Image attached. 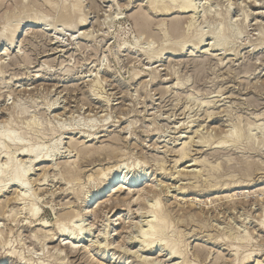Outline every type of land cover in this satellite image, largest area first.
<instances>
[{"label":"rangeland","instance_id":"rangeland-1","mask_svg":"<svg viewBox=\"0 0 264 264\" xmlns=\"http://www.w3.org/2000/svg\"><path fill=\"white\" fill-rule=\"evenodd\" d=\"M147 1L80 0L85 24L74 30L57 24L74 0H0V31L33 13L41 21L12 46L0 39V135L22 149L61 140L57 158L34 167L24 200L15 187L0 193V264H179L165 243L138 244L155 196L169 213L164 237L189 263L251 255L244 264H264V0H191L195 11L167 15ZM1 149L12 156L2 175L29 166L15 147ZM124 164L115 176L144 177L91 199L107 181L100 173ZM93 203L94 214L72 219ZM59 224L89 232L92 258L72 252Z\"/></svg>","mask_w":264,"mask_h":264},{"label":"bare ground","instance_id":"bare-ground-1","mask_svg":"<svg viewBox=\"0 0 264 264\" xmlns=\"http://www.w3.org/2000/svg\"><path fill=\"white\" fill-rule=\"evenodd\" d=\"M47 1V0H46ZM68 1V0H65V2ZM190 1L191 0H148L147 3V9H150V8H156V9H153V11L155 10H158V13L160 14H164V15H167V14H170V13H180V14H184V13H187L188 11H191L194 9V5L192 6V4H190ZM193 1V0H192ZM207 1V0H206ZM63 2V1H62ZM64 2V4H65ZM71 2V1H70ZM208 2V1H207ZM46 3V2H45ZM146 3V4H147ZM47 5H49L47 3ZM71 7V11H65L64 13H61L59 14L57 17L59 20V22H57V24H61L63 23L64 26H67V27H73L74 28H77V27H74V26H77L78 24H82L83 22L80 21V19L82 18V10H81V2L80 0H74V2H72V4L70 5ZM63 8V7H62ZM65 8V7H64ZM83 8V6H82ZM151 10V9H150ZM63 11V10H62ZM152 11V10H151ZM195 11V10H193ZM16 12V11H15ZM33 12V11H32ZM157 12V11H156ZM40 13V12H39ZM31 14V13H30ZM34 14V13H33ZM31 14L30 16H24V18L20 19L19 17V21L17 19V23H15L16 25L8 32V30L6 31V26L5 25V28H3L2 31H0V39L1 41L3 40V42L5 43H10V45L12 46L14 44V41L18 38L19 34L21 33V31L23 32L24 30L28 29V30H33L35 28L38 27V24L40 20H38V17L37 15L39 16L40 14ZM22 15V14H21ZM33 15V16H32ZM163 15V16H164ZM84 16V15H83ZM10 17V16H9ZM22 17V16H20ZM138 18H135V23L138 25V26H146V23L147 22V19L145 16H137ZM190 17V16H189ZM84 18V17H83ZM57 20V19H56ZM84 20V19H83ZM141 21V24L140 22L138 23V21ZM178 20V19H177ZM177 20H174L172 22V28L173 29H176L177 25H178V22ZM54 21V20H53ZM63 21V22H62ZM80 21V22H79ZM38 22V24H37ZM41 22V21H40ZM61 22V23H60ZM189 22V21H188ZM192 22V20H191ZM56 23V21L54 22ZM9 24V23H8ZM85 24V23H83ZM2 25V24H1ZM49 25V24H48ZM52 25V24H51ZM47 26V25H46ZM50 26V25H49ZM9 27V26H8ZM48 27V26H47ZM10 28V27H9ZM171 28V26H170ZM47 30V29H46ZM76 30V29H74ZM72 31V30H71ZM174 31V30H173ZM221 31V30H220ZM220 31L218 32H213L212 33V36L214 37L215 40H220L222 39L225 35L221 34ZM228 31V30H227ZM8 32V33H7ZM211 32V31H210ZM224 33V32H223ZM229 33V32H228ZM222 35V36H221ZM86 36V35H85ZM83 37V36H82ZM226 38V37H225ZM5 40V41H4ZM200 40V39H199ZM223 40V39H222ZM225 40V39H224ZM219 42V41H218ZM20 44V43H19ZM196 44V43H195ZM9 45V46H10ZM170 46V45H169ZM167 46V48L165 50H172L174 46ZM8 47V46H7ZM7 53V50H4V52H2V54H6ZM149 56V55H148ZM20 110V109H19ZM32 120V119H31ZM6 122V121H5ZM91 125V124H89ZM11 127V126H10ZM95 127V126H94ZM93 127V128H94ZM92 128V125L91 127ZM89 128V129H90ZM64 129V128H63ZM61 130V129H60ZM242 132V131H241ZM9 133V132H8ZM7 133L6 135V132H5V135H0V149L3 147L5 148V146H9V148L11 147H15V149H18L19 151V156H22V157H27L29 158L28 160V167L27 168H24L21 170L20 168H18L17 166H10L9 164V168L6 167V169L8 168V170L4 173V175H1L3 176L1 179H0V193H3L5 190H7V188L9 189L10 187H15L17 188L16 190L18 191L17 192V195L15 197V200H17V202L20 200H24V198L26 197L25 195L22 196V194H20L22 191H27V185L29 182V177L31 175V172L33 171L34 167L36 165H38L39 163H43V162H50V160H52V158H57V156L59 155V145L61 143V140H57L56 142H54L52 145H49L48 147H46V149H44V147L42 145H37V146H32V148H28L26 147L25 149H22V146L19 147L18 145V142L14 136H12L10 133V135ZM12 133V132H11ZM14 133V132H13ZM231 135L233 136V139L230 140L232 144H236L238 143L239 139L240 138V135L241 133H239L238 130H235L233 133L230 132ZM34 134V133H33ZM221 134V133H220ZM15 135V134H14ZM229 135V134H228ZM18 136V135H17ZM33 136V135H32ZM32 136H30L32 138ZM242 136V135H241ZM83 137V136H82ZM89 137V136H88ZM264 137V136H263ZM21 139V138H20ZM19 139V140H20ZM60 139V138H59ZM94 138H92L91 140H93ZM246 139V138H245ZM22 140V139H21ZM28 140V139H27ZM90 140V141H91ZM227 140V139H226ZM24 141V140H23ZM29 141V140H28ZM206 141V140H205ZM21 142V141H20ZM19 142V144H20ZM25 143V142H24ZM28 143V142H27ZM225 143H227L225 140L224 141H221L218 143V147L220 148V146L222 147H225ZM230 143V142H229ZM240 143V141H239ZM228 144V143H227ZM5 145V146H4ZM239 145V144H238ZM61 146V145H60ZM186 146V145H184ZM229 146V145H228ZM232 146V145H231ZM237 146V145H236ZM31 147V146H30ZM2 148V149H3ZM7 148V147H6ZM78 148V147H77ZM1 149V150H2ZM182 149V148H181ZM184 150V149H183ZM182 150V151H183ZM78 151V150H76ZM181 152V150L179 151ZM184 152V151H183ZM181 153V157H179V159L181 158V160H183L184 158H186L185 153ZM0 161L2 160V162L4 161L6 164L10 162V160L12 159V156L10 154V149H4V151H2V153H0ZM180 155V154H179ZM50 159V160H49ZM26 160V159H25ZM180 160V161H181ZM9 161V162H8ZM12 163V162H11ZM23 163V162H22ZM13 165V164H12ZM129 166V164H128ZM127 165H121L120 167L116 168L115 170H110V169H107L106 171L104 172H101L98 179L100 181L104 180V179H107V181L105 182V184L102 186V190L99 191V192H96L94 194V196H90L91 199L93 198H96L97 196H101L102 194L104 193H108V192H111L112 194H117L119 192H121L122 190H128L130 189V184L131 182H136V179H139V178H142L144 177L142 175H140V173H124L122 174V176H115V173H116V170H119V168H123V167H128ZM136 166V165H134ZM5 170V169H4ZM129 170V169H128ZM191 172V171H190ZM250 172V171H249ZM68 174V172H67ZM147 174V173H146ZM148 188V187H147ZM153 187L150 186L149 184V191L150 190H153L152 189ZM100 189V188H99ZM146 190V189H145ZM21 191V192H20ZM143 191V190H142ZM148 191V192H149ZM141 192V191H140ZM146 192V191H145ZM147 192V193H148ZM168 193V192H167ZM29 194V193H28ZM35 197V196H34ZM135 197V196H134ZM137 197V195H136ZM140 197V196H139ZM156 197V196H155ZM154 197V202L151 204L150 208H149V214L151 215V219L150 221L147 223V226H146V230L144 229L142 232V234L140 235V238L138 241V244L140 246V248L142 247H145L147 248L148 250H151L152 248H154V245H157L158 243H165V246L167 248H169V254L167 256L169 257H177L179 260H180V263L179 264H191L189 263L187 260H186V256L184 254V252L181 251L180 249V245L178 243H171L169 242L165 237V232H167V230H169V226L170 225V218L168 216L167 213H165V211L163 212L162 209L163 207L161 208L160 206V202H159V199L156 198L155 199ZM138 198V197H137ZM136 198V199H137ZM143 198V197H142ZM147 198V197H146ZM99 199V198H98ZM133 199V198H132ZM135 199V200H136ZM141 199V198H139ZM143 201V200H142ZM141 201V202H142ZM14 202V201H13ZM16 202V201H15ZM96 202V201H95ZM131 202V201H130ZM133 203V202H132ZM139 203V202H138ZM145 203V202H144ZM150 203V202H149ZM210 204V203H209ZM28 205V204H27ZM30 205V204H29ZM99 206L98 205H95V203H93L92 205H90L89 207L83 209L79 215H76V216H73L72 219H75L76 220L78 219L79 221H81L83 218L91 215L92 213L94 214L97 210H98ZM140 208V206H139ZM1 209V208H0ZM142 209V208H140ZM114 210V209H113ZM164 210V209H163ZM38 213V210L35 208V205H33V203L29 206V209H28V214L30 217H35ZM138 214V213H137ZM67 215V214H66ZM70 216V215H69ZM63 217V216H62ZM90 217V216H89ZM114 217V216H113ZM112 219V218H111ZM87 220V219H86ZM75 221V220H74ZM117 221V220H116ZM109 224L105 225V226H110L111 223L110 221H108ZM77 224V223H76ZM93 224V223H92ZM114 224V223H113ZM39 226H41L42 228H46L47 227V223L44 222V221H41L39 224ZM37 225V226H38ZM132 225V224H131ZM261 226V225H260ZM58 229H59V233L63 236H66L67 239L70 241L68 245L71 246V250L72 249H84L86 250L85 252L87 253L88 257L89 258H92V255H94L93 253L98 250L99 248H97L96 250H91V248L93 246H88L86 247L84 244H87L88 242H92L90 241L89 239V235L88 233L89 232H84L83 234L81 232H83L82 228L78 226V228L74 227L71 228V230H69L70 232L66 231L65 230V226L62 224H59L58 225ZM104 227V226H103ZM41 228V229H42ZM261 229V227H259ZM142 230V229H140ZM130 231V229H129ZM113 232V231H112ZM116 232V231H115ZM139 232V231H138ZM103 233V232H102ZM120 233V232H119ZM171 233V232H170ZM104 234V233H103ZM114 236H116L117 234H115L114 232L112 233ZM36 235V234H35ZM108 235L107 233L104 235V237ZM112 235V236H113ZM178 235V234H177ZM112 236L110 237V235L106 238L102 237L103 240H108V242L110 241V239H112ZM123 236V235H122ZM128 236V235H127ZM130 236V235H129ZM47 237V236H45ZM126 237V236H125ZM176 237V236H175ZM177 238V237H176ZM181 238V237H180ZM36 239V237H35ZM123 239V238H122ZM129 239V238H128ZM178 239V238H177ZM72 240H74V242H71ZM121 240V239H120ZM118 240V241H120ZM77 241V242H75ZM136 241V242H137ZM122 242V241H121ZM120 242V243H121ZM125 242V241H124ZM182 243V242H181ZM3 244V243H2ZM109 244V243H108ZM111 244V243H110ZM109 244V246H111ZM114 244V242L112 243ZM117 246H116V250L118 249L117 247H119V243H116ZM115 245V244H114ZM161 245V244H160ZM123 246V245H122ZM164 246V245H163ZM120 248V247H119ZM123 248V247H122ZM113 250H115V248H112ZM144 249V248H143ZM106 251V250H105ZM118 251H122V250H118ZM185 251V250H184ZM237 251V250H235ZM13 252V251H12ZM73 252V250H72ZM76 252V251H74ZM120 253V252H119ZM124 253V251L122 252ZM128 253V251H127ZM9 254V255H8ZM13 253H7V257H11ZM16 254V253H15ZM126 254V253H125ZM103 254L100 255V257L103 258L102 256ZM14 256V254H13ZM52 256V255H51ZM235 256V255H234ZM251 255L249 256H246V257H243L241 258V261L239 264H244L246 262L249 261V258ZM18 257V256H17ZM20 257V256H19ZM99 257V258H100ZM176 258V259H177ZM148 259V258H147ZM169 259V258H168ZM20 260V259H19ZM93 260V259H92ZM91 260V261H92ZM100 260V259H99ZM117 260V258H116ZM156 259H154V262H155ZM161 260V259H160ZM171 260V259H170ZM149 261V262H148ZM144 261V264H155L154 262H150V259H148ZM175 261V260H174ZM62 262V261H61ZM96 262V261H95ZM116 262V261H115ZM114 262V264H115ZM172 262V261H171ZM179 262V261H178ZM98 264H102L101 262L99 263L98 261L96 262ZM238 263V262H237ZM173 264V263H172ZM175 264V263H174ZM178 264V263H177ZM256 264H261L260 262H257Z\"/></svg>","mask_w":264,"mask_h":264}]
</instances>
